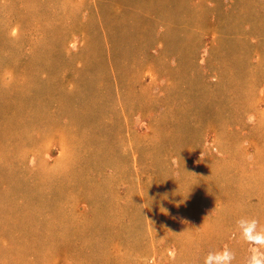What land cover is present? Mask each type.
<instances>
[{"label":"rangeland","instance_id":"rangeland-1","mask_svg":"<svg viewBox=\"0 0 264 264\" xmlns=\"http://www.w3.org/2000/svg\"><path fill=\"white\" fill-rule=\"evenodd\" d=\"M22 5L0 31L24 36L39 139H0V264H202L223 246L245 264L236 221L264 228V0Z\"/></svg>","mask_w":264,"mask_h":264},{"label":"crops","instance_id":"crops-1","mask_svg":"<svg viewBox=\"0 0 264 264\" xmlns=\"http://www.w3.org/2000/svg\"><path fill=\"white\" fill-rule=\"evenodd\" d=\"M15 1H17V6ZM20 1L0 0V12L11 18L9 12L14 6L15 9H12L13 11L18 14H24L25 8L24 5L20 7ZM12 31L21 32L19 24L14 22V24H9L4 30L0 31V103L8 106L0 112V139H39L36 135V129L39 126L37 124L38 121H36V108L33 106V109L30 110L32 118L27 121V108L23 103L24 99L21 98L25 96V56L20 54L23 51L20 50V47L24 48V40H22L24 36L19 33L12 35ZM11 95L16 97L15 102L17 100V104H15L17 107L9 104L10 99L8 97ZM20 104L22 105L20 106ZM10 141L7 143H10ZM4 170L5 164L0 153V260L2 261L4 253L8 250L10 244L7 224L9 208L8 187L4 181ZM229 204L231 205V201ZM259 205L258 202L254 206L251 205L250 210ZM217 223L222 224V227H228V224L223 221H217Z\"/></svg>","mask_w":264,"mask_h":264},{"label":"clouds","instance_id":"clouds-1","mask_svg":"<svg viewBox=\"0 0 264 264\" xmlns=\"http://www.w3.org/2000/svg\"><path fill=\"white\" fill-rule=\"evenodd\" d=\"M236 227L241 239L250 246L245 264H264V228L259 226V221L254 217H240ZM235 258L233 250L223 246L207 251L202 264H233Z\"/></svg>","mask_w":264,"mask_h":264}]
</instances>
